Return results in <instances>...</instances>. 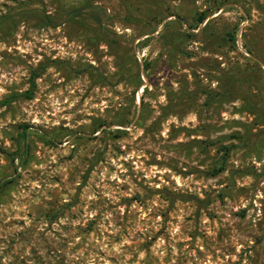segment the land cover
I'll return each mask as SVG.
<instances>
[{
	"label": "rangeland",
	"instance_id": "obj_1",
	"mask_svg": "<svg viewBox=\"0 0 264 264\" xmlns=\"http://www.w3.org/2000/svg\"><path fill=\"white\" fill-rule=\"evenodd\" d=\"M30 88L0 264H264V0H0V100Z\"/></svg>",
	"mask_w": 264,
	"mask_h": 264
},
{
	"label": "trees",
	"instance_id": "obj_2",
	"mask_svg": "<svg viewBox=\"0 0 264 264\" xmlns=\"http://www.w3.org/2000/svg\"><path fill=\"white\" fill-rule=\"evenodd\" d=\"M205 17V13H201L200 14V17H199V22L202 21ZM38 73L34 74L33 77L35 75H37ZM38 76V75H37ZM31 86L33 87L34 86V78H32L31 80ZM23 96L24 98H31L32 97V89L30 88L29 90H26L25 92L21 93V94H18V93H13L11 95H8L7 97L3 98L0 100V106H7L9 105L12 101H14L18 96ZM20 127L23 129V132H25V130L27 129V126L26 125H20ZM101 126H99L98 128H100ZM24 139V150H28L27 149V141H25L26 139ZM22 148L23 146L21 145V141L18 142V146H17V149L15 151V153H13V158H15V156L19 157L20 156V152L22 151ZM229 149V147H226L225 148V152H227ZM223 160H224V157H223ZM223 166H224V163L221 161L220 164L218 165V167L216 168L217 171H220L223 169ZM180 198H183L184 199V196L183 195H178Z\"/></svg>",
	"mask_w": 264,
	"mask_h": 264
}]
</instances>
